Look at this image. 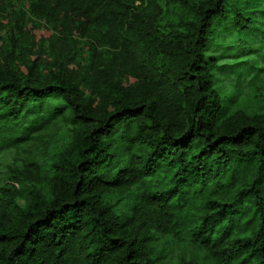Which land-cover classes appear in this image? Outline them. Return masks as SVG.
Instances as JSON below:
<instances>
[{
    "label": "trees",
    "instance_id": "trees-1",
    "mask_svg": "<svg viewBox=\"0 0 264 264\" xmlns=\"http://www.w3.org/2000/svg\"><path fill=\"white\" fill-rule=\"evenodd\" d=\"M29 3L0 0V155L67 139L48 187H3L0 264H264V113L239 106L264 90V0ZM27 19L70 46L58 70L13 66Z\"/></svg>",
    "mask_w": 264,
    "mask_h": 264
},
{
    "label": "rangeland",
    "instance_id": "rangeland-1",
    "mask_svg": "<svg viewBox=\"0 0 264 264\" xmlns=\"http://www.w3.org/2000/svg\"><path fill=\"white\" fill-rule=\"evenodd\" d=\"M13 1L16 5H13V8L10 9L12 12L11 14L20 9H23L25 12L28 11L30 5L29 0ZM149 14L160 22H167L169 24L175 23L178 17V13L172 8H165L162 10L156 6L149 10ZM4 21L7 22V18L4 17ZM33 24V22L27 19L24 31L30 34V36L23 38L21 44L22 54L20 58L13 61V66L26 71L27 67H30V65L36 61L45 72L54 69L58 70L60 63L57 62L56 55L61 50L63 54H67L70 46L66 42H63L62 39L58 40L55 38L52 34V30H50L46 24L42 22H38L35 25ZM20 30H22L20 27H16L14 31L19 32ZM12 31L11 28L7 29L9 35ZM220 49L225 51L226 48L222 47ZM232 60L231 58H226L218 62L225 63L231 62ZM84 61L85 60L76 61V59L68 61V59H66L63 64L65 66L69 65L71 68L81 69L86 64ZM222 85L224 90L229 93L236 90L234 79H225ZM239 106L250 113H264V90L260 88L254 90L247 89L239 97ZM66 139L67 131L58 127L50 133L45 142H34L26 151H13L0 155V209L5 202L6 196L3 187L7 189H14L15 187L22 189L32 185L48 187L51 175V170L49 168L52 155L63 146ZM23 201L24 200L21 198L20 203H23ZM165 253L164 260L170 262H175L181 259V257L188 255L183 249L175 245H169Z\"/></svg>",
    "mask_w": 264,
    "mask_h": 264
}]
</instances>
